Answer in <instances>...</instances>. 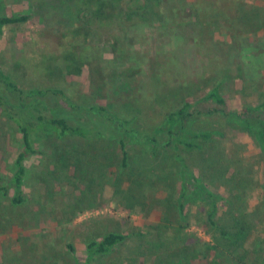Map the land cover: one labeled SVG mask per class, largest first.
I'll return each mask as SVG.
<instances>
[{
    "label": "trees",
    "instance_id": "trees-1",
    "mask_svg": "<svg viewBox=\"0 0 264 264\" xmlns=\"http://www.w3.org/2000/svg\"><path fill=\"white\" fill-rule=\"evenodd\" d=\"M172 1L168 6L165 4H169V0L83 2L87 7L83 10L89 9L91 18L98 21L112 22L124 17L130 22L147 24L151 20L152 25L157 24L154 48L157 60L164 59V62L158 63L156 80L162 82L166 72L172 81L167 89L157 83L154 94L145 95L128 86L124 76L107 78L97 68L99 92L91 89L90 93L78 94L57 87L25 90L13 75L0 68V115L15 127L21 139L15 172L10 181L0 186V198L9 203L4 210L11 214L18 208L31 206L36 208V217L48 214L57 219L60 216L57 227L69 225L79 215L101 209L98 202L103 200L105 190L111 188L115 203L132 212L133 207L125 200L138 194L147 199V193L152 190L146 192V187L157 181L169 183L176 174L179 198L175 202L169 200L173 194H169L165 186L169 195L161 199L153 196L151 205L163 208L165 222L171 221L174 211L181 223L188 220L187 204L203 205L206 217L202 228L211 240L198 239L189 250L183 248L185 258L183 262L179 260V264H194L195 260H200V264H264L259 242L253 246L257 253L254 261L252 246H245L253 224L250 215L243 214L248 210L243 197L245 192L236 187L230 189L243 201V205L234 207L236 201L211 189L198 161L199 156L206 154L208 145L212 154L209 152L206 163L219 155L214 144L226 136L228 128L253 137L263 163L260 205L264 216V90L260 92L261 105L247 103L242 110L230 109L228 98L232 82L235 86L242 83L244 89L246 83L251 87L255 85L252 75H245L242 48L246 45L241 38L257 36L262 30L263 36L258 39L264 43V21L259 6L264 0L254 5L247 0ZM61 3L64 1L55 2L56 10L65 12L68 8ZM85 16L83 12L80 21L70 24L71 33L64 34L70 41L83 39L81 52L66 49L61 56L64 68L49 58L52 61H47L42 66L44 69L76 75L87 69L92 75L93 55L88 43L91 35L84 29ZM28 21L29 16L23 14L1 16L0 32L6 26ZM119 35L131 47L125 44L120 50L113 47V58L126 62L138 59L134 57L138 54L135 43L129 40L133 37L123 28ZM199 69L204 71L199 72ZM89 78L95 85L94 77ZM106 78L107 90L102 87ZM97 97L103 99V103L94 101ZM145 97L155 100L147 102L143 100ZM31 157H40L38 170L31 171L27 165ZM238 176L234 173L226 180H239L237 185L242 186L246 178ZM30 179H35L39 185L29 197L25 187ZM10 190L13 191L11 196ZM61 193L64 196L60 198ZM123 194L122 200L118 196ZM223 201L232 204L231 212L241 211L238 216L233 214L228 226L222 224L223 218L219 216ZM54 205L62 208L56 209ZM125 240L126 235L115 231L89 240L84 263L75 255L71 243L67 244L66 252L73 254V264H92L109 256ZM173 240L170 237L162 241L165 252L170 250ZM53 251L48 247L49 254ZM47 264H53V260L49 259Z\"/></svg>",
    "mask_w": 264,
    "mask_h": 264
},
{
    "label": "rangeland",
    "instance_id": "rangeland-1",
    "mask_svg": "<svg viewBox=\"0 0 264 264\" xmlns=\"http://www.w3.org/2000/svg\"><path fill=\"white\" fill-rule=\"evenodd\" d=\"M56 1L58 0H0V17L14 14L29 16L27 23L6 26L0 32V68L13 75L20 87L25 90L57 87L78 94L90 93L91 89L99 92L100 88L96 82L99 75L95 71L97 68H100L101 74L107 78L113 75L124 76L128 86H133L136 91L145 95L154 94L157 83L163 85L165 89L172 86V81L166 72L162 82L156 80L160 69L158 65L164 62V59L157 60L158 54L155 53L156 23L152 25L151 20L147 24L130 22L124 20V17L112 22L103 19L98 21L96 18H91L89 9L83 10L87 8L83 3L85 0H63L62 6L68 8L65 12L56 10ZM247 1L252 5L260 3L259 0ZM169 2L165 6L173 1L169 0ZM259 6L262 9L264 21V3ZM83 12L86 14L84 29L91 35L87 39L92 47L91 56L93 57L90 62L92 75H89L87 69L81 75L68 74L63 70L52 72L44 69L42 66L47 61H52L49 58H53L58 67L64 68L61 56L66 49L81 52L80 44L83 39L70 41L71 38H65L64 34L71 33L72 24L80 21ZM150 25L153 27L151 28ZM121 28L130 34V38L133 37L129 40L135 43L134 47L138 54L134 57L138 59L133 58L132 61L126 62L119 57L113 58L111 53L113 47L116 50H120L123 47L122 44L131 47L130 43L128 44L120 37ZM253 30L255 29L252 28ZM262 36L261 30L257 36L241 38L242 44L247 48H242L245 75L247 77L252 75L255 85L252 84L251 87L250 83H246L244 89L242 83L240 86L238 84L235 86L234 82L231 83L228 98L232 110H242L247 103L257 106L262 104L260 92L264 90V43L258 39ZM206 61L209 62V59ZM248 61L251 63L248 64ZM129 67L133 70L128 71ZM203 71L199 69V72ZM235 74L234 72L233 75ZM89 76L94 77L95 85L90 82ZM107 78L102 84L106 90L108 89ZM143 100L153 102L155 98L145 97ZM94 101L103 103L104 100L97 97ZM225 132L226 136L214 144L219 155L206 163L205 160L210 158L209 152L211 153L208 145L205 149L206 154L199 156L198 161L202 169L204 168L202 170L204 180H208L211 189L224 198L236 201L237 206L233 204L234 207L243 205V201L237 199L230 189L236 187L245 192L243 197L248 210L243 211V214L247 212L253 220L251 235L245 246L246 248L252 246V261H254L257 258L256 247H253L256 241L261 244L264 254V216L260 205L263 184L261 152L255 139L248 134L230 128ZM20 144L21 139L15 127L0 115V186L10 181L15 172V160L21 150ZM39 160L40 157H31L27 161L31 171L38 170ZM234 173H238L239 179L242 176L246 178L242 186L237 185L239 180L236 182L226 180ZM176 181L175 174L169 183L164 184L158 181L152 183L151 188L146 187V192L152 190V193H147V199L140 194L134 198L129 197L125 202L133 207L132 212L126 211L123 206L115 203L113 190L107 188L103 194V200L100 201L102 204L98 202L101 209L83 213L71 224L59 227L57 225L60 216L57 219L48 214L36 217L34 213L36 208L31 206L18 208L16 212L9 214L4 210V206L9 204L8 201L0 198L2 199L0 264H47L49 259L53 260V264H73V254L66 252L68 243L74 246L75 255L81 263H84L87 256L86 243L91 239H100L104 234L112 231L126 235V240L109 256L92 264H179V260L183 262L182 258H185V253H182L183 248L189 250L193 242L198 239L207 242L211 240L202 228L206 217L203 205L187 204L186 218L188 220L183 223L177 220L174 211L170 217L171 221L165 222L163 208L158 204L151 205L153 196L160 199L166 197L168 193L165 192V186L169 194H173L169 200L175 202L180 195ZM38 185L35 179L29 180L25 187L29 197ZM12 194L13 191L10 190L9 196ZM63 196L62 193L58 194L60 198ZM118 197L123 200L125 195ZM231 206V203H225V201L220 203L219 216L223 218L222 224L226 226L232 222L233 214L238 216L241 213L238 210L231 212ZM54 207L62 208L59 205ZM226 228L230 229V227ZM170 237L174 240L170 250L165 252L161 243ZM48 247L54 249L53 253L47 252ZM193 263L200 264L201 261L195 260Z\"/></svg>",
    "mask_w": 264,
    "mask_h": 264
}]
</instances>
